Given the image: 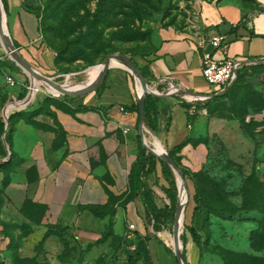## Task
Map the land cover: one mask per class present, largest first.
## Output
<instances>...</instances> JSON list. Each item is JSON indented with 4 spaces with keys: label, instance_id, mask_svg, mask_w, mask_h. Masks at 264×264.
I'll return each instance as SVG.
<instances>
[{
    "label": "crops",
    "instance_id": "obj_1",
    "mask_svg": "<svg viewBox=\"0 0 264 264\" xmlns=\"http://www.w3.org/2000/svg\"><path fill=\"white\" fill-rule=\"evenodd\" d=\"M7 2L9 35L18 52L43 73L53 70L55 57L43 44L37 0ZM191 4L199 15L203 35L223 36L228 45L218 51L209 43L201 46L203 37L171 36L161 42L148 62L140 59L139 66L148 67V84L154 92L159 87L171 92L172 85L180 89L174 96L168 93L160 97L158 127L153 132L152 144L158 153L162 146L168 150L177 146L180 133L191 126L189 111L181 106L183 102L189 103L195 95L220 94L203 76L205 53L245 64L264 62L263 6L254 10L238 0H192ZM26 75H15L19 87L8 86L9 93H0V105L5 107L0 119L7 126L6 117L2 118L7 112L13 154L10 168L0 170V188L5 175L10 179L2 218L30 228L25 246L15 257L35 258L39 264H109L117 258L125 261L135 249L132 244L138 236L141 241L151 237L145 224V204L133 193L131 180L141 157L140 113L136 111L134 94L139 100L138 86L134 90L132 79L125 73H111L96 89L70 96V101H46L54 97L43 99L37 95L27 104L33 83L28 75L29 85L21 83ZM3 83L0 76V86ZM10 107L14 108L7 111ZM37 111L39 114L34 115ZM197 122L201 123L202 118ZM214 125L211 121L207 126L208 134L223 130L231 133L232 128H239L244 138L255 142L239 123L219 124L213 130ZM190 155L196 164L200 163L195 164V170H201L207 161V147L202 142ZM11 158L12 155L2 163ZM158 177L161 179L160 172ZM155 182L154 175L146 179V184L155 189L157 205L162 208L157 199L162 195ZM160 183L164 185L162 179ZM91 207L100 214L90 211ZM130 224L136 231L128 239ZM153 243L155 239L150 246Z\"/></svg>",
    "mask_w": 264,
    "mask_h": 264
},
{
    "label": "rangeland",
    "instance_id": "obj_2",
    "mask_svg": "<svg viewBox=\"0 0 264 264\" xmlns=\"http://www.w3.org/2000/svg\"><path fill=\"white\" fill-rule=\"evenodd\" d=\"M191 1L81 0L74 5V11L68 12L62 9L59 12L52 0H37L36 9L43 25V44L53 53L55 68L43 73L37 65L30 64L54 84L76 87L90 82L94 68L104 64L105 59L111 54H124L130 59L133 53L151 57L165 38L171 36L208 38L203 35L199 15L193 10ZM238 1L254 10L259 9L260 6L264 7V0ZM0 2L3 8V1L0 0ZM101 19L105 22L99 24ZM140 59V57L134 58L138 60V63ZM56 60L60 61L59 65H56ZM21 72L30 76L32 83L38 87L40 80L11 58L0 39V76L4 81L1 84L3 86H0L1 94L10 92L6 82L7 76L14 77L21 75ZM111 73L129 75L135 85L134 90H137L136 86L139 84L128 69L111 68L108 78ZM243 73L245 75L236 91V100L233 101L227 97L224 100L213 101L200 107L195 116L189 114L191 126L188 125L180 133L177 145L181 148L177 150V155L175 154L179 169H186L196 177L203 199L206 198L205 192L209 189H214L217 194L225 191L229 193L228 200L237 206L242 204V189L250 175L254 174L257 179L264 181V110L256 111V108L264 106V68H252ZM27 75L21 78L22 84L29 85ZM40 89L37 95L43 99L48 96L56 99L71 96H59L43 84ZM213 90L220 92L217 86H214ZM134 94L140 106L137 93ZM246 99H249L250 104L243 103ZM10 105L12 103L7 107ZM254 106L256 107L252 109L251 107ZM4 108V105H0L1 114ZM5 117L9 116L2 115V118ZM200 118L202 122L198 124L197 120ZM211 121L215 124L213 130L223 123L242 125V122H252L259 129V133L255 136V142L244 138L239 128H232L234 130H231V133L223 130L220 133L208 134L207 126ZM6 122L9 128L7 131L5 129L0 136V163L11 156L12 130L9 120L6 119ZM144 135L149 146L154 149L153 132L145 127ZM202 142L207 147L208 157L201 170H195L200 163L196 164L190 153ZM140 143L143 145L142 138ZM162 147L159 153L170 157L173 149L168 150L167 147ZM186 148L188 149L184 155ZM186 183L190 194L188 207L185 205V188L179 184L178 211H182V216L163 226L159 234L154 233L152 223L145 217L147 231L151 237L141 241V237L138 236L132 244L135 249L130 254L132 260L128 264H179L173 248L174 240L176 241V226L179 228L178 234L183 253L186 249V264L187 262L189 264H259L255 260L264 258V253L255 251L252 246V236L260 226L258 220L261 216L258 213L238 214L232 220H222L208 214V210L205 209V213L197 221L203 246L201 257V252L186 229L188 225H191L195 207L193 202L195 187L191 181ZM159 192L162 196H158L157 199L164 208L168 204V199L161 191ZM29 233L28 225L8 222L2 218L0 209V264H16V259L21 257H15L14 254H18L19 250L25 246L24 239ZM184 233L187 237L186 247L182 241ZM154 239L155 243L150 246V242ZM149 246L151 250L148 249ZM6 252L9 254H5ZM247 257L250 259L248 260ZM127 260L128 258L120 261L117 258L109 264H127Z\"/></svg>",
    "mask_w": 264,
    "mask_h": 264
},
{
    "label": "trees",
    "instance_id": "obj_3",
    "mask_svg": "<svg viewBox=\"0 0 264 264\" xmlns=\"http://www.w3.org/2000/svg\"><path fill=\"white\" fill-rule=\"evenodd\" d=\"M5 10L7 14L8 12V2L7 0H2ZM55 7L59 10L66 9V11H74V5L81 2V0H52ZM104 19L99 21V24L104 23ZM140 57L141 59L147 61L149 56L141 53H133L131 57V61L133 64L140 70L144 79L149 83L148 76V67L145 66L141 68L139 66L138 60H134V58ZM148 62V61H147ZM258 63L257 65H244L241 72L239 73V77L234 86L223 96H215L209 102L224 100L227 97L231 98L233 101L236 100L237 97L236 91L239 89L240 82L244 77V71L250 70L252 68H264V64L260 63V61H254ZM60 61L56 60V65H59ZM108 77L105 78V82ZM102 89V88H101ZM101 89L98 91V95H100ZM159 91L162 94L170 93L169 90H165L163 87H159ZM256 95V94H255ZM54 102H63L70 101L69 97H63L60 99L56 98H48L46 101L53 100ZM161 98L154 95L153 93H148L146 96L145 102V127L149 129L151 132H155L158 127V116L160 110ZM247 102V105L250 104L249 99L243 100V103ZM208 103V104H209ZM58 105V103H56ZM183 106L189 111L191 109V104L183 102ZM204 105H199V108ZM256 106L251 107L254 109ZM264 110V106L262 108H256V111L261 112ZM41 111V110H40ZM40 111L34 113V115H38ZM136 111L140 113V106L137 105ZM191 119V117H189ZM30 122V121H29ZM38 127L41 125L37 124ZM6 128L5 122L0 119V136L4 133ZM242 128L245 133L255 138L256 134H258L259 129L252 122L245 123L242 122ZM262 133V131H261ZM264 133V131H263ZM178 139V138H177ZM181 148L180 145L173 147V150L170 153L171 159L174 163L179 166L177 158V150ZM4 154V153H3ZM11 160L6 163L0 164V170H8L10 165L13 162V154ZM185 180L191 181L195 187V195L193 196V202L195 207L192 213L191 225L186 227L187 231L190 233L192 240L195 246L201 252V257L203 254V246L201 242V236L197 229V221L198 218L203 215L205 209L208 210V214L215 215L216 217L222 220H232L238 214H253L258 213L261 217L258 220L259 229L252 236V246L253 249L259 253H264V181H260L256 178L254 174L250 175L244 182L243 191V199L241 206H237L231 203L228 200V194L225 191L217 194L214 189H209V191L205 192L206 198L203 199L202 194L200 193L199 183L194 175L190 173V171L181 168L180 169ZM159 172L161 174V179L164 181V185L160 183V178L158 177ZM154 175L156 177L155 185L168 199V204L164 208H159L156 202V191L153 187H149L146 184V179L149 176ZM178 176L172 169V167L164 161L161 157H158L152 153H149L147 149L141 145V157L138 165L134 168L132 174V190L136 196H140L146 208V218L150 220L152 223V228L155 234H159L162 232L163 226L170 223L173 220H176L178 214V199H179V183L177 181ZM10 182L9 176L5 175L3 178V186L0 188V209L5 204V191ZM90 211L96 214H100L98 209L93 207L90 208ZM254 220V219H253ZM182 241L186 247L187 237L184 233L182 236ZM184 256L186 258V249L184 250ZM249 260L250 258L247 257ZM132 260V256L128 257V263ZM253 261V260H252ZM256 262L259 264H264V258L256 259ZM16 264H39L37 259L35 258H17ZM187 264H189L187 262Z\"/></svg>",
    "mask_w": 264,
    "mask_h": 264
},
{
    "label": "water",
    "instance_id": "obj_4",
    "mask_svg": "<svg viewBox=\"0 0 264 264\" xmlns=\"http://www.w3.org/2000/svg\"><path fill=\"white\" fill-rule=\"evenodd\" d=\"M4 24L6 25L7 32H8V35L5 38H3L4 37V29H3ZM0 39H1L4 47L8 46V42L11 43V47H9V48L6 47L5 49L7 50V52L11 56V58L13 60H15V62H17L20 67H22L23 69L28 71V73L30 72L32 75L36 76L39 80H41V84L46 86L48 89H52L56 92H62L61 94H59V96H61V95H69V96L70 95L71 96L82 95V94H86V93L96 89L105 80L110 69L112 68V58L113 57L118 56V57L123 58L125 61H127V63L131 66V70H129V71L133 74V77L136 80V83L139 84L141 89H142V96H141V99H139V105H140V134H141V137L143 140V145L149 153H152L158 157H161L164 161H166L172 167V169L174 170L176 175L179 176L177 179L178 183H180V179H181L183 186L186 188V190L189 194V189H188L187 183H186L185 178H184L181 170L179 169V167L174 163V161L168 155L163 156L161 153H158L157 149L151 148L149 146V144L147 143V140H146L145 135H144L146 96L148 93H153L154 95H156L158 97H166V96L165 95H158L156 92L153 91L152 87L149 86V84L144 79L140 70L133 64V62L131 61L130 58H128L126 55L120 54V53L109 55L104 61V70H103V73L98 80L91 82V83H88L86 86L82 87L81 89H79L77 91H68L67 92L66 89L68 88V86H60V85L54 84L51 80L46 78L41 71H39L37 68H35L33 65H31L28 61H26L21 56V54L18 52V50L16 49V47L14 46V44L12 43V41L10 39L9 19H8V14L5 10V7L3 8L2 11H0ZM260 63L264 64V62H260ZM235 83L236 82L231 84L226 90H224L222 93H220L217 96L225 95L234 86ZM32 87H33V85H32ZM32 87L30 90V95L27 99V104L31 103V101L33 100V98H32ZM186 94H189V93H186ZM6 115H7V112H6ZM6 119L9 120V117H7ZM8 128H9V124L7 123L6 131L8 130ZM181 216H182V211H178L177 219H179ZM178 232H179V228H178V226H176L175 238H176L177 246L174 248V253H175V255L179 261V264H186V260H185L184 253H183V248H182V250L181 249L179 250L180 237H179Z\"/></svg>",
    "mask_w": 264,
    "mask_h": 264
},
{
    "label": "built area",
    "instance_id": "obj_5",
    "mask_svg": "<svg viewBox=\"0 0 264 264\" xmlns=\"http://www.w3.org/2000/svg\"><path fill=\"white\" fill-rule=\"evenodd\" d=\"M211 44L215 50L223 51L227 48V40L223 36H215L212 38H204L201 40L200 45ZM258 63L249 62L248 64L242 63L235 59L224 58L217 59L213 53H205L203 55L202 71L206 83L211 86H217L220 88V93L226 90L231 84L237 82L239 73L241 72L244 65H257ZM7 85L12 88L18 86V81L12 76H7ZM31 90V88H29ZM180 89L172 85L170 96H174ZM158 95H164L159 91H155ZM219 94V93H218ZM214 96L211 95H195L191 97L189 103L191 109L189 114L195 116L199 112V105H207ZM32 102V101H31ZM122 112L127 113L126 109L122 108ZM129 132L125 130V134ZM136 227L133 224L128 226V232L126 234L128 239L133 237Z\"/></svg>",
    "mask_w": 264,
    "mask_h": 264
},
{
    "label": "bare ground",
    "instance_id": "obj_6",
    "mask_svg": "<svg viewBox=\"0 0 264 264\" xmlns=\"http://www.w3.org/2000/svg\"><path fill=\"white\" fill-rule=\"evenodd\" d=\"M3 8H4V6H3ZM3 8H2V6H1V2H0V11H2ZM3 29H4V37H3V38H5V37L8 35L7 27H6L5 24H4ZM6 47H8V48L11 47V43L8 42V46H6ZM6 47H5V48H6ZM112 68H122V69H128V70H131V66L127 63V61H125L123 58L118 57V56L112 58ZM103 70H104V64L95 67L94 70H93L92 79H91V81L88 82V83H91V82H94V81L98 80V79L100 78V76L102 75ZM88 83H87V84H88ZM87 84H85V85H80V86H76V87H68V88L66 89V91H67V92H68V91H77V90L81 89L82 87L86 86ZM37 86H38V87H36L35 84H33V87H32V98H33V99L37 96V94H38V93L40 92V90H41V89H40V86H41V80H40V84H37ZM73 86H74V85H73ZM50 90H52V89H50ZM53 91H54V90H53ZM55 92H56V91H55ZM56 93L61 94L62 92H56ZM138 95H139V99H141V96H142V89H141L140 85H138ZM13 108H14V107H10V108H8L7 111H10V110L13 109ZM179 184H181V186H183V183H182L181 179H180V183H179ZM184 188H185V187H184ZM185 192H186L185 205L188 206L187 204H188V202H189V194H188L186 188H185ZM171 240L173 241V239H171ZM176 246H177V242L174 240L173 248H175ZM180 249H181V244L179 243V250H180Z\"/></svg>",
    "mask_w": 264,
    "mask_h": 264
}]
</instances>
